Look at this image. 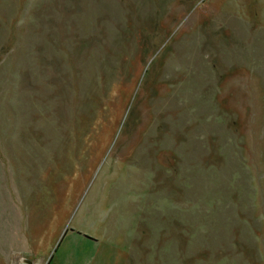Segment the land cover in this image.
I'll list each match as a JSON object with an SVG mask.
<instances>
[{
    "label": "rangeland",
    "instance_id": "obj_1",
    "mask_svg": "<svg viewBox=\"0 0 264 264\" xmlns=\"http://www.w3.org/2000/svg\"><path fill=\"white\" fill-rule=\"evenodd\" d=\"M0 264H264V0H0Z\"/></svg>",
    "mask_w": 264,
    "mask_h": 264
}]
</instances>
